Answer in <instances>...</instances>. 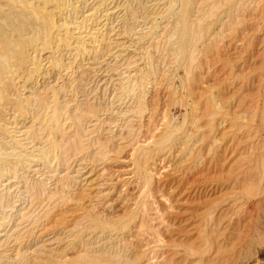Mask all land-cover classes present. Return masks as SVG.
<instances>
[{
  "label": "rangeland",
  "instance_id": "obj_1",
  "mask_svg": "<svg viewBox=\"0 0 264 264\" xmlns=\"http://www.w3.org/2000/svg\"><path fill=\"white\" fill-rule=\"evenodd\" d=\"M261 26L264 0H0V264H264Z\"/></svg>",
  "mask_w": 264,
  "mask_h": 264
},
{
  "label": "bare ground",
  "instance_id": "obj_2",
  "mask_svg": "<svg viewBox=\"0 0 264 264\" xmlns=\"http://www.w3.org/2000/svg\"><path fill=\"white\" fill-rule=\"evenodd\" d=\"M188 2H189V0H188ZM188 4V3H187ZM219 5V4H218ZM216 6V5H215ZM186 7H187V5H186ZM185 7V8H186ZM213 8H215L214 6H213ZM216 9V8H215ZM242 10V9H241ZM211 11V10H210ZM180 13H181V11H180ZM211 13V12H210ZM182 14V13H181ZM184 16H185V12H184V15H182L180 18H182L183 17V19H184V21H186V19L184 18ZM262 19V18H261ZM181 21H182V19H181ZM184 21L182 22V24H185L184 23ZM199 23V22H198ZM185 25H183V28H186V27H184ZM258 26V25H257ZM182 28V29H183ZM248 28V27H247ZM257 28V27H256ZM258 29V28H257ZM186 30V29H185ZM263 31L264 32V27L262 28V26H261V28L260 29H258V31ZM182 31V30H181ZM184 31V30H183ZM244 31V30H243ZM256 31V30H255ZM185 34H186V31H185ZM263 34V33H262ZM261 34V35H262ZM184 36V35H183ZM186 36V35H185ZM182 38V37H181ZM264 38V37H263ZM239 39V38H238ZM256 39H258V38H256ZM240 40V39H239ZM252 42H253V40H252ZM183 43V42H182ZM254 43V44H253ZM253 43H248V46H247V44H245V42L244 43H242L243 44V51H241L242 53H243V56L241 57V65H242V68L243 69H245L247 66H248V63L251 61V57L249 58V56L251 55V54H255L256 52H257V50H258V45L259 44H262V46L263 47H260L261 49L262 48H264V39H259V41H255V42H253ZM183 46H184V43H183ZM179 47H180V45H179ZM178 47V48H179ZM247 47H249V48H247ZM184 48V47H183ZM183 52H184V50H183ZM261 52V51H260ZM194 53V52H193ZM191 57V56H190ZM253 57V56H252ZM256 57L257 58H259V57H261L260 58V61H261V63H262V68L260 69L259 67L257 68H255V67H253L254 69H252V74L249 76V77H247L248 75L246 74V76H244V77H242L243 79H242V81H241V84H243L242 85V88H246L247 86H256L257 88H258V91L255 93V94H252L251 96H249V97H247L249 94H247V95H241L242 97H240L241 99V101H239L240 102V106H238V107H240L241 109H242V111H246L248 108H252L253 109V113H251L252 111H250V109H249V111H250V113H251V116H252V120L255 122L256 120H257V125H258V127L257 126H255V127H257L258 128V132H261V137H263L264 136V128L262 129V130H260L259 129V127L260 128H262V127H264V50L261 52V54H257L256 55ZM255 56H254V58H256ZM256 58V59H257ZM256 61V60H255ZM214 62V61H213ZM257 62V61H256ZM250 64V63H249ZM255 64V63H254ZM251 65V64H250ZM242 69V70H243ZM247 69V68H246ZM239 71V70H238ZM187 78V77H186ZM250 79V81H248L247 79ZM237 79V78H236ZM255 83H257V85H255ZM242 90V89H241ZM245 91V90H244ZM242 93V92H241ZM251 103L249 106H247V104L248 103ZM215 103V102H214ZM211 104V103H210ZM209 104V105H210ZM247 106V107H246ZM240 109V110H241ZM241 111V112H242ZM248 111V112H249ZM247 112V113H248ZM215 113V112H214ZM243 114H244V112H243ZM243 114H241V115H243ZM217 115V114H216ZM245 115H246V113H245ZM244 115V116H245ZM248 115H246V117H247ZM250 116V117H251ZM254 116V117H253ZM242 118H245V117H242ZM251 118H249V120H250ZM245 120V119H244ZM246 120H247V118H246ZM251 121V120H250ZM225 122V121H224ZM244 125V124H243ZM246 125H248V124H246ZM244 127H245V125H244ZM251 127H253V126H251ZM242 128V127H241ZM250 128V127H249ZM240 129V128H239ZM250 129H252V128H250ZM256 129V128H255ZM255 129H254V133H255ZM208 131V130H207ZM242 131V130H241ZM244 131V130H243ZM250 131V130H249ZM204 132V131H203ZM202 132V133H203ZM207 133V132H206ZM247 133V132H246ZM253 133V134H254ZM249 134V133H248ZM257 134V133H256ZM260 135V134H259ZM258 135V136H259ZM73 136V135H72ZM196 136V135H195ZM250 136V135H249ZM254 136V135H253ZM253 136H251V137H253ZM168 137H170V136H168ZM247 137V136H246ZM263 140H262V142H263V144L262 145H264V137L262 138ZM167 140V139H166ZM197 140V139H196ZM243 140H245V138L243 139ZM246 141V140H245ZM260 141V140H259ZM82 142V141H81ZM162 142V141H161ZM160 142V143H161ZM240 142H242L241 140H240ZM255 142V141H254ZM261 142V143H262ZM243 143V142H242ZM80 144V143H79ZM244 144V143H243ZM246 144H248V143H246ZM259 144V143H258ZM73 145V144H72ZM158 145V144H157ZM237 145H238V143H237ZM245 145V144H244ZM243 145V146H244ZM255 145V144H254ZM247 146V145H246ZM245 146V147H246ZM248 146H249V144H248ZM74 147V146H73ZM250 147H251V144H250ZM258 147V146H257ZM261 147V146H260ZM240 148V147H239ZM244 148V147H243ZM251 148H253V146L251 147ZM255 148H256V146H255ZM81 149V148H80ZM248 149H250V148H248ZM257 149V148H256ZM252 150V149H251ZM255 150V149H254ZM261 150V151H260ZM257 151L259 152L260 151V153H262V152H264V146L263 147H261V149L260 148H258L257 149ZM255 152V151H254ZM257 152V153H258ZM240 155V154H239ZM252 155V154H251ZM261 155V154H260ZM255 156V155H254ZM216 157V156H215ZM259 157H261L262 158V156H259ZM264 157V156H263ZM257 158V156L255 157V159ZM254 159V160H255ZM201 160V159H200ZM210 160V159H209ZM224 160V159H223ZM263 160V159H262ZM257 160H255V162H256ZM197 162V161H196ZM248 162V161H247ZM262 161H260V163H261ZM251 163V162H250ZM254 164H256L257 165V162L256 163H254ZM199 165V164H198ZM221 165V164H220ZM255 166V165H254ZM258 166V165H257ZM257 166H255L254 168L256 169L257 168ZM260 166V165H259ZM262 166L264 167V163L262 164ZM262 167V168H263ZM193 169V168H192ZM246 169V168H245ZM245 173V172H244ZM244 176V175H243ZM235 177H237V176H235ZM254 177V176H253ZM235 179V178H234ZM253 179V178H252ZM239 180V179H238ZM248 181V180H247ZM261 181V180H260ZM225 182V181H224ZM235 182H236V179H235ZM262 182V181H261ZM238 182H236V184H237ZM258 183H259V181H258ZM256 184V183H255ZM223 185V184H222ZM245 185V184H244ZM251 185V184H250ZM235 189V188H234ZM240 190V189H239ZM250 195V194H249ZM247 212V211H246ZM236 220V219H235ZM232 222V221H231ZM141 223V222H140ZM236 225V224H235ZM150 227V226H149Z\"/></svg>",
  "mask_w": 264,
  "mask_h": 264
}]
</instances>
